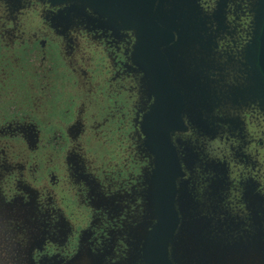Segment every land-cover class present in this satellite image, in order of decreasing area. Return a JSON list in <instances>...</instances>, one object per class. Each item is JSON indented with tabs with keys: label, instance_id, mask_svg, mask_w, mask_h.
Returning <instances> with one entry per match:
<instances>
[{
	"label": "flooded vegetation",
	"instance_id": "obj_1",
	"mask_svg": "<svg viewBox=\"0 0 264 264\" xmlns=\"http://www.w3.org/2000/svg\"><path fill=\"white\" fill-rule=\"evenodd\" d=\"M198 3L210 16L220 13L222 23L212 21L210 34L215 50L230 57L227 64L222 59V68L206 74L212 80L244 76L243 51L253 31L254 0ZM31 18L40 25L26 37L20 28ZM54 18L63 21L55 23ZM137 42L135 31L109 24L89 10L71 11L47 0H17L14 6L0 1V45H17L25 54L20 75L26 90L14 96L0 86V170L11 175V181L3 183L5 209L27 202L42 206L47 216L27 251L16 247L17 253L29 254L27 264H76L84 251L93 255L106 249V264H121L128 256L131 260L124 262L134 261L138 245L127 225H139L144 216L139 213L147 204L146 174L151 179L156 161L143 131L156 98L147 74L134 60ZM0 67L5 71L1 62ZM243 107L234 112L241 131L223 126L219 129L227 134L219 136L183 116L186 131L172 136L184 173L177 185L180 219V195L193 209L206 210L201 204L220 198L218 182L228 184L221 189V199L231 206L233 219L247 215L245 183H254L258 193L259 180L264 200V171L256 173L253 154L264 158V113ZM240 138H247L243 150ZM240 149L252 153L248 162L237 153ZM6 215L3 211V220ZM0 250L9 255L7 248Z\"/></svg>",
	"mask_w": 264,
	"mask_h": 264
},
{
	"label": "rangeland",
	"instance_id": "obj_2",
	"mask_svg": "<svg viewBox=\"0 0 264 264\" xmlns=\"http://www.w3.org/2000/svg\"><path fill=\"white\" fill-rule=\"evenodd\" d=\"M2 1H5L9 6H14L17 2V0ZM73 5L81 6L79 7L81 11L78 10V12H82V9L85 8L82 4H68L65 6L70 9ZM62 21L60 18L53 19L55 23L61 24ZM22 23L20 31L24 32L26 37H29V35L37 31V25H40V20L37 21V18H31L29 21L25 20ZM191 35L189 38L184 39L183 44L181 43L178 46L177 53L171 59L174 82L183 92L187 102L185 115L195 126L206 129L208 134L213 133V131L214 135L218 136L224 132V135L227 134L226 131H221L224 129H219L223 126L234 129L233 132L237 133L241 131V127H239L240 122L238 119L234 117V112L240 111L244 108L243 106H250L251 109L252 107L259 108L264 113L259 104L260 92L257 87H249V83L246 82L247 73L242 77H235L233 80L232 78L227 79V77H224L222 79L220 77L219 80L221 81L218 83L209 85L210 82H207L209 86L199 87L206 82V80L199 82L201 75L205 76L209 69L222 68L225 63L227 64L226 59L230 57L225 54L221 55L215 50V47L206 45L207 41L201 38L200 32L198 34L192 32ZM24 55L17 45L14 47L0 45V58H5L4 61H0L3 69H5V71L1 72L2 69L0 67V86H5L9 95L19 96L26 91L22 90V78L20 75ZM18 57H21V59ZM222 59L225 63H223ZM6 69L9 72H6ZM203 88H211L212 90L206 94L203 92L205 90ZM12 92L15 94H12ZM226 105L231 107L225 108ZM144 134L147 140L148 136L145 132ZM232 135L234 136L233 133ZM240 140L244 142L240 147L243 150L245 143L247 146V138H240ZM241 149L236 150L237 153L241 157H245V161L248 162L252 153L246 155L245 152L242 153ZM253 154L258 160V163L255 162L254 167H256V173L259 174L262 170L264 171V158L263 155ZM144 164L143 159L142 171L144 170ZM221 165L222 163L219 166ZM156 168V161H152L151 179L149 172L146 174V181L149 184L146 192L147 204L144 206V211L143 209L141 210L142 214L141 212L139 213L144 216L140 217L139 225L133 228L131 225H127L128 231H132L134 235L133 242H136L134 246L137 247L138 245L133 250L132 258L134 261L131 264H146L144 258L146 242L151 235L152 229L158 223L153 200L156 192L153 179ZM140 170L138 168L137 172L140 173ZM0 175V249L7 248L9 251V255L0 254V264H7V262L9 264H27V262H30L29 254L27 252L17 253L16 247H22L27 251L26 247L32 241V238L39 236L40 231H42L41 220L44 223L47 220V216L42 206L37 207L36 204H27V202L23 203L26 205L8 206V213L4 203V199L8 194L3 188V183L11 181V175L3 170H0ZM181 181H179V184H181ZM256 181L258 193L254 183L251 185L244 184V191L247 195V215H245L244 220L233 219L231 214L234 213L230 211L231 206L222 203L223 192H221V189L223 188L224 191L225 186L228 185L225 182L223 184L217 183L218 189L215 191L220 198L201 204V207L206 210L197 211L193 209L190 203L184 201L185 196L180 195L179 206L183 219H181V227L174 243L171 245L175 264H264V200L260 195L261 182L259 180ZM124 208L128 213L130 205L127 204ZM3 211L9 216L5 220L2 217ZM40 212H42L41 215H38ZM149 218L150 220H148ZM124 219L126 220L125 216ZM45 229L48 232L51 231L49 228ZM3 233H6L7 238L3 236ZM16 235L22 240L26 238L27 241H19ZM12 249L15 251V258L12 257ZM85 252L87 251H84L83 255H79L80 260L76 264H89L91 260L93 261L91 264H95V262L100 264L104 262V258L109 254L108 249L93 255ZM127 260H131V257L125 258L121 264H130L124 262ZM103 264H106V262Z\"/></svg>",
	"mask_w": 264,
	"mask_h": 264
},
{
	"label": "water",
	"instance_id": "obj_3",
	"mask_svg": "<svg viewBox=\"0 0 264 264\" xmlns=\"http://www.w3.org/2000/svg\"><path fill=\"white\" fill-rule=\"evenodd\" d=\"M52 5L82 4L94 16L107 23L117 24L123 30L135 31L137 45L134 60L147 74L151 93L156 98L152 113L145 118L143 131L148 136L147 145L156 157L154 172V211L158 223L152 229L144 251L146 264H175L170 252L180 229L177 211L178 181L184 177L177 148L172 136L186 131L183 116L187 102L181 89L174 82L172 56L178 46L191 33H201L206 45L215 47L209 24L222 23L220 13L208 15L199 0H47ZM73 5L71 11H81ZM243 67L249 87H257L259 104L264 111V0H254L253 31L249 44L243 51ZM210 70V69H209ZM208 70V71H209ZM199 87H207L212 80L201 75ZM207 82H210L209 85ZM205 89V88H203ZM212 89L206 88L204 93Z\"/></svg>",
	"mask_w": 264,
	"mask_h": 264
}]
</instances>
